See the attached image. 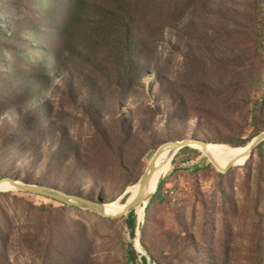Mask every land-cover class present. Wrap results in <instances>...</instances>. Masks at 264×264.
<instances>
[{
  "label": "rangeland",
  "instance_id": "obj_1",
  "mask_svg": "<svg viewBox=\"0 0 264 264\" xmlns=\"http://www.w3.org/2000/svg\"><path fill=\"white\" fill-rule=\"evenodd\" d=\"M74 3L0 0V144L18 130L0 150V179L123 205L165 143L243 147L257 136L264 11L254 0H207L136 47L140 79L127 77L122 91L109 53L72 18ZM159 180L143 214L134 210V238L129 214L0 190V264H134L129 243L138 264H264V145L226 172L200 148L181 149Z\"/></svg>",
  "mask_w": 264,
  "mask_h": 264
},
{
  "label": "trees",
  "instance_id": "obj_2",
  "mask_svg": "<svg viewBox=\"0 0 264 264\" xmlns=\"http://www.w3.org/2000/svg\"><path fill=\"white\" fill-rule=\"evenodd\" d=\"M74 2L72 18H75L76 25L83 30L86 40L91 43V46L109 53L113 59L112 70L118 76L117 83L121 91L125 81L128 80L127 77L140 79L136 74L138 70L132 62L134 56L142 55L137 53L136 47L145 45L146 42L163 33L166 28H177L179 22L186 16L204 12L208 5L207 0H74ZM254 3L255 9L259 14H262L264 11L262 0H254ZM262 22L257 21L255 25L258 27V35L264 33L262 31L264 30L262 28L264 21ZM130 74L131 76H129ZM254 117L257 119L256 114ZM256 127V135L264 132V125ZM15 138L18 139V130H12L10 135L4 137V141L0 144V150L8 145L5 144L7 141L13 142ZM224 142L234 146L246 144V142L235 144L230 140ZM262 145H264V141L253 150L252 154ZM186 148L188 147L183 149ZM4 153L7 152L4 151ZM7 177L15 179L13 176H3V178ZM44 184L40 183L39 185L60 189L56 184ZM159 189L160 185L158 191ZM62 191L82 196L68 190ZM125 223L131 238H134L137 227L134 210L129 213ZM127 257L130 262L138 264V254L132 243L127 246ZM142 260L144 263L147 261L145 256H142ZM154 263L162 264L156 259Z\"/></svg>",
  "mask_w": 264,
  "mask_h": 264
},
{
  "label": "water",
  "instance_id": "obj_3",
  "mask_svg": "<svg viewBox=\"0 0 264 264\" xmlns=\"http://www.w3.org/2000/svg\"><path fill=\"white\" fill-rule=\"evenodd\" d=\"M263 141H264V132L257 135L250 142V148L248 150L247 157L251 156L253 150ZM207 144H208L207 142L197 140L191 137H187V138H183L180 140L171 141V142L165 143L164 145L160 146L156 150L151 161L149 162L146 170L141 175L139 182H138L139 184L138 194L134 198V200L127 206L125 213L122 212L118 214H109L105 210V206L108 203H104V202L96 203L91 199L84 198L82 196L73 195L68 192L56 189V188H51V187L36 185V184L23 183L16 179L8 178V177L0 179V182H3V181L9 182L10 184L14 186L16 190L43 195V196L58 200L62 203L74 205V206L84 208V209H90L103 217L119 218V217L129 214L131 211L135 210L137 206L145 205L146 202L152 197V195L146 194V188L149 185L150 179L155 170L156 160L166 146H170L171 150L175 151V154H176V152L183 149L184 147H194L198 149L199 148L204 149L207 146ZM210 161L221 172L228 171L236 163V159H233L225 167H220L216 163H214L211 158H210Z\"/></svg>",
  "mask_w": 264,
  "mask_h": 264
},
{
  "label": "bare ground",
  "instance_id": "obj_4",
  "mask_svg": "<svg viewBox=\"0 0 264 264\" xmlns=\"http://www.w3.org/2000/svg\"><path fill=\"white\" fill-rule=\"evenodd\" d=\"M250 148V143L245 147H230L222 144L208 143L204 149L201 151L210 159L213 160L220 167H225L231 160L236 159L235 164H241L247 158V153ZM164 150V149H163ZM162 153V152H161ZM160 153V155H161ZM157 158L155 163V170L152 174L148 186H153L163 175V173L168 169L171 161L175 155V151H172L170 146H168L161 157ZM234 164V165H235ZM15 189L9 182H0V190ZM130 195L128 196L126 202L121 205L117 201H112L105 206V210L109 214H118L126 211L127 206L134 200L138 194L139 184H134L130 189ZM144 212V206L139 205L136 207V213L142 215Z\"/></svg>",
  "mask_w": 264,
  "mask_h": 264
}]
</instances>
